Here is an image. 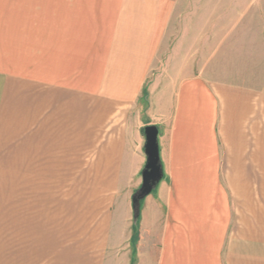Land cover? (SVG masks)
<instances>
[{"label": "crops", "instance_id": "1", "mask_svg": "<svg viewBox=\"0 0 264 264\" xmlns=\"http://www.w3.org/2000/svg\"><path fill=\"white\" fill-rule=\"evenodd\" d=\"M179 2L0 0V264H264V0Z\"/></svg>", "mask_w": 264, "mask_h": 264}, {"label": "water", "instance_id": "2", "mask_svg": "<svg viewBox=\"0 0 264 264\" xmlns=\"http://www.w3.org/2000/svg\"><path fill=\"white\" fill-rule=\"evenodd\" d=\"M146 139L145 153L147 164L143 171V185L135 194L133 204L138 216L140 202L149 196L163 176L162 165L159 156L158 129L155 126H148L144 129Z\"/></svg>", "mask_w": 264, "mask_h": 264}, {"label": "rangeland", "instance_id": "3", "mask_svg": "<svg viewBox=\"0 0 264 264\" xmlns=\"http://www.w3.org/2000/svg\"><path fill=\"white\" fill-rule=\"evenodd\" d=\"M179 7L176 13V16L180 15V19H186L187 24L189 23V19L197 20V35L204 36L205 35V23L204 18L207 13L213 14L214 17L220 15V0H180ZM210 13V15H211ZM190 24H194L191 23ZM203 57V54H202ZM204 58V57H203ZM204 60V59H203ZM217 80H221L222 76L217 75Z\"/></svg>", "mask_w": 264, "mask_h": 264}]
</instances>
